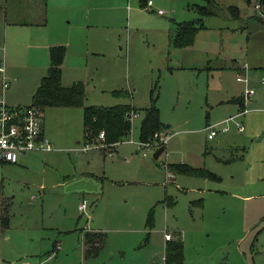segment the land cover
I'll list each match as a JSON object with an SVG mask.
<instances>
[{
    "label": "rangeland",
    "instance_id": "374dc122",
    "mask_svg": "<svg viewBox=\"0 0 264 264\" xmlns=\"http://www.w3.org/2000/svg\"><path fill=\"white\" fill-rule=\"evenodd\" d=\"M152 1L164 13L142 0H100L97 7L91 0L89 11L98 15L90 31L100 37L73 47L68 71L84 82L87 102L134 104L131 131L115 147L83 148L81 107H45V129L57 139L45 135L52 149L0 163V197L8 202L0 264H164V230L182 240L183 264H264V8L255 7L259 0H215L217 12L203 17L193 42L177 47L170 42L175 22L196 19L204 1ZM53 22L28 26L42 39ZM12 49L0 43V62ZM21 50L23 58L12 56L7 68L5 101L29 100L48 67L39 59L49 65L47 50ZM153 86L167 125L157 157L155 134L138 144ZM237 95L243 106L228 102ZM231 115L227 131L207 137V123ZM172 162L209 174L175 172ZM88 231L102 232L105 244L84 258Z\"/></svg>",
    "mask_w": 264,
    "mask_h": 264
},
{
    "label": "trees",
    "instance_id": "16d2710c",
    "mask_svg": "<svg viewBox=\"0 0 264 264\" xmlns=\"http://www.w3.org/2000/svg\"><path fill=\"white\" fill-rule=\"evenodd\" d=\"M197 7L199 16L196 19L181 20L175 22L170 34V42L173 46L182 47L193 42L197 30L203 26L202 19L215 14L218 2L215 0H203ZM264 8V0H259ZM145 3V0H142ZM228 9L234 16L238 15V9L229 5ZM65 46L53 44L49 47V65L46 73L40 78L39 83L32 93L30 104L41 106L42 110L50 105L81 106L83 116L84 143L98 142L97 135L100 130L104 131V141L115 144L124 139L131 131L130 113L137 108L131 103H116L112 105L84 104L85 85L81 80H75L69 85L61 83V64L64 59ZM116 92H124L116 90ZM154 86L150 89L149 104L144 107V114L140 122V140H149L154 137L159 144L164 145L160 136L167 135V125L160 120L159 108L156 105ZM242 102V101H241ZM240 102V103H241ZM174 171L188 172L193 174H209L208 171L196 170L184 162L169 163ZM2 222L7 223V206L3 207ZM85 256H93L104 242L101 233H84ZM164 264H183V243L178 237L166 240L164 246Z\"/></svg>",
    "mask_w": 264,
    "mask_h": 264
},
{
    "label": "crops",
    "instance_id": "0c3cea01",
    "mask_svg": "<svg viewBox=\"0 0 264 264\" xmlns=\"http://www.w3.org/2000/svg\"><path fill=\"white\" fill-rule=\"evenodd\" d=\"M24 1L25 0H20L21 3L19 4V6H14L12 4V0H0V8L2 7L3 9L2 11L3 14L2 16L0 15V43H2V47L4 50L5 48L7 50V48L9 47L16 49V51L12 49V52H16V53L10 54V56H5L6 54L5 52L4 57L1 59L2 61L0 62V65L3 66V70H0V89L2 91L0 95L3 94L4 100H6V97L4 96L3 91L6 88L10 87L11 85V79L8 77L6 73L7 68L11 65L10 59L14 55H16L17 59L19 60L22 59L23 58L22 57L23 52L21 50L22 48H26V50L32 49V51L34 49V53L32 54H36V55H37V49L41 48L42 56L43 54L44 56H46L44 50H47L48 53L49 47L51 45L63 44L65 46V53H64L63 62L61 64V83L63 85H69L74 80H76V77H74V75H70V72L68 71L69 66L73 64L71 61L72 60L71 55H73V50H72L73 47L78 42L80 43L85 42L86 43L85 46H88V44H90V41H95L100 37L99 34H96L97 33L96 31H90V26L92 22H95V21H91L90 18L96 19L98 15V12L96 10H94L92 13L89 11L91 0H29L30 3L27 6L28 9L27 11H25L24 8L25 7L23 4ZM99 1L100 0H92V4H93L92 6L97 7ZM31 6L32 8L30 9L29 7ZM73 6H75L76 9L79 11L72 9ZM65 18H67V20H65ZM49 19L53 20L54 22L52 26L48 28V30H46L45 34L43 35L44 38L42 39H40L38 36L39 32H35V28H32L35 25L28 26V24L47 25ZM88 50L89 49L87 48V51ZM92 53H96V51L92 50ZM39 60L41 67L43 65L46 67L48 66L45 57L44 59L43 57H41ZM43 75L44 74L38 77L37 83L35 84L33 90L31 91V96L29 100L20 102L19 99L16 100L14 99V101L9 100L5 102L11 106L30 104L32 101V93L37 87L39 80ZM3 78H5L8 81V86L4 90L2 88ZM242 100L243 98L240 96V100L238 102L240 103ZM228 102L230 101L228 100ZM84 104H91L86 101V95L84 99ZM242 106H243V101H242ZM65 107H81V106H65ZM44 110L45 107L42 110L43 134L44 136L45 135L48 136L51 140H57L55 135L51 134L50 131H47L45 129ZM241 110H238L237 113L240 112ZM244 111H241L239 115L243 114ZM242 130L237 129V131H242ZM117 143L112 144L110 146L115 147ZM30 151L32 152L38 150H30ZM28 152L29 151L22 154H17L14 160L4 161L0 163L1 164L15 163L19 158L23 157ZM5 206H8L7 200L1 199L0 197V210ZM88 232L103 234L100 231H88ZM164 233H169L172 236V238L176 237V233L173 234L171 232H167L166 230H164L163 232V237H164ZM165 242L166 239L164 237L163 248L165 246ZM104 244H105V235H104V242L102 246L98 249V251L93 256H85V244H84V238H82V245H83L82 253L84 258H90L96 256ZM163 258H164V252H163Z\"/></svg>",
    "mask_w": 264,
    "mask_h": 264
},
{
    "label": "built area",
    "instance_id": "2783aa9c",
    "mask_svg": "<svg viewBox=\"0 0 264 264\" xmlns=\"http://www.w3.org/2000/svg\"><path fill=\"white\" fill-rule=\"evenodd\" d=\"M145 5L147 8L153 9L157 13H164L162 9L154 8L152 0H145ZM255 7L259 8L261 7V4L258 2L255 4ZM0 70H3V66L1 65ZM237 79L246 81V78L241 75H238ZM261 82L264 85V76L262 77ZM7 86L8 81L3 78V90ZM245 91L247 96L252 93V90L246 89ZM241 111H244V109ZM241 111L235 115L240 114ZM42 112L41 106L36 104L8 105L4 100L3 94L0 95V162L14 160L17 154H22L30 150L47 151L52 149L53 146L51 142L44 136L42 131ZM133 113H135V111L130 113V119ZM235 115L228 116L215 123H207L205 126V129L208 130L207 137L212 138L218 131L228 130L229 122L236 117ZM236 124L239 130L243 129L242 124L238 122H236ZM155 135H157V133H155ZM163 138L165 143L166 136H160L161 140ZM97 139L99 141L94 143L99 145L100 148H105L111 145L104 141L103 130L99 131ZM145 142L147 143L148 141L139 140L138 144L142 145ZM89 144L90 143H85L83 148H87ZM109 153H112V151H109ZM166 177L168 180H172L174 172L166 168ZM87 207L88 200L83 197L78 206L79 211L83 212ZM164 237L166 240L171 239L169 233H164Z\"/></svg>",
    "mask_w": 264,
    "mask_h": 264
},
{
    "label": "water",
    "instance_id": "95a60500",
    "mask_svg": "<svg viewBox=\"0 0 264 264\" xmlns=\"http://www.w3.org/2000/svg\"><path fill=\"white\" fill-rule=\"evenodd\" d=\"M240 100V96H235L229 99L230 102H238ZM164 149V145L159 146L154 152L153 156L157 157V155Z\"/></svg>",
    "mask_w": 264,
    "mask_h": 264
}]
</instances>
